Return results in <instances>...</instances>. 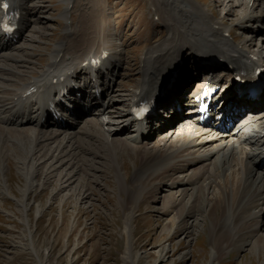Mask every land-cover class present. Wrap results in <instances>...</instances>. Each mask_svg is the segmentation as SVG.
Here are the masks:
<instances>
[{
	"label": "bare ground",
	"instance_id": "obj_1",
	"mask_svg": "<svg viewBox=\"0 0 264 264\" xmlns=\"http://www.w3.org/2000/svg\"><path fill=\"white\" fill-rule=\"evenodd\" d=\"M150 1L154 6V13L167 27V39L162 43L151 45L145 50L139 68L141 78L131 91L122 96L121 93H117L118 90L114 87L110 94L102 95L103 103L99 108L105 110L104 115L85 118L82 116L85 109L81 106L78 108V118H80L78 121L81 126L79 125L80 128L76 131H70L69 124L55 125L57 129L50 130V128H46V124L39 123V118H37V123L32 117L26 118L23 114H36L39 110H35L38 103H35L34 98L29 99L31 94L27 95L24 89L32 84L38 94H45L68 83L72 94L80 93L86 104L92 103L90 101H93L94 98L92 95H86L85 92L92 84L93 78L106 70L111 73L110 66L114 61L120 62L124 51L122 45L115 43L113 34L103 25L104 19L103 23L101 19H97L94 24L82 25V30L77 28L81 36L79 38L77 36L74 42H70V37L66 36L68 40L61 41L54 46L49 56L50 61L48 60L49 62L37 70V74L34 75L32 74L33 69L31 72L32 63H21L20 67H23L21 70L18 69L17 63L14 61L15 58L19 60L21 56L16 57L12 51L0 53V56L4 58L3 64L13 70L0 73V157L2 159L10 157V155L14 156L19 165L18 168L27 171L26 178L30 187L34 176L37 175L39 165L50 159L47 170H43L40 174H44L46 180L56 176L54 178L57 184L53 193L64 188L62 182L70 184L77 175L80 177L78 184H84L81 190L84 192L81 195L88 197L85 187L88 184V178L92 175L93 168L97 167L96 163L100 162L97 160L103 150L105 151L104 158L109 157L110 154V162L118 170L121 169L119 159L124 153L131 149L138 160V150H143V159L137 163L138 166L135 168L131 182H129L131 186L128 190L130 202L137 205V201L141 199L143 188H140V182L144 179L148 180L160 175L166 176L168 181L163 183L166 191L163 197L167 198L165 197L166 200L163 198V204L173 209L174 207L178 209L182 205L183 210L180 213L177 212L176 220L183 226L187 237L194 234V230L187 227V218L197 217L201 221L203 218L200 217V211L206 212L213 207L221 208L222 216L217 222L213 221L210 228L212 250L210 261L207 264H215L220 261L217 246L228 241L230 237L235 238L241 234L244 225L252 227L248 231L255 235V227L264 211L262 206L264 172L255 169L256 166L252 164L261 163L264 158V112L247 118L246 124L239 128L219 130L211 125H196L193 123L195 120L192 117L185 116L187 113H183L184 115L182 113L175 114L174 117L171 116L172 120H175L174 124L177 125L179 121L184 124L179 125L177 130H174L173 127L166 130L168 133L148 146L146 142L139 143L144 134L140 129L146 126L143 124L144 121H147L146 127H150L151 124H155L156 127H164L168 120L162 116L156 123H152L154 116L152 115L139 121L133 108L143 99L160 104L155 115L159 114L165 104L171 103L175 106L174 99L178 96L182 99L184 92L188 91V87L179 86L180 82L191 75V68H199L202 71V65L199 62L202 59L210 60L216 57L221 60L226 68L223 71H217L218 68H212V70L220 76L224 73V78L226 77L224 75L236 74L243 66H248L249 69L259 67L263 71L264 65L261 64V58L264 56V46L250 50L249 43L247 44L248 40L241 37L239 41L234 42L228 26L211 16L213 13L211 9L204 5L197 7L198 2L193 0ZM228 1L230 6L236 5L238 2V0ZM26 2L27 0H9L8 2L13 9L21 10L22 22L17 32L23 30V27H27L28 17L36 15L34 10L29 11L30 8ZM4 3H6L5 0H0V22L2 16H5ZM251 6V2L245 3L244 12L241 13L242 17L238 23L249 21L255 17ZM35 7L38 8L36 5ZM67 8L69 9V6L66 7V11ZM204 11L209 12L205 13ZM208 24L213 28H210ZM90 26L91 28H88ZM218 30L227 32L228 35H224L223 32L220 34ZM12 45L14 44L10 41L5 44L1 43L0 52ZM184 47L187 54L180 58L179 55ZM24 60L26 61L25 58ZM181 60H184L183 65ZM190 62V67L185 68V64ZM165 68L168 70L164 71ZM27 69H30V73L23 72ZM172 71L177 72L173 84L167 89V94L161 95L160 82L165 75L173 76ZM16 77L20 79L18 80ZM22 77L26 80H23ZM192 79H194L193 76ZM232 97L236 100L235 94H232ZM236 97L238 103L234 105L243 106L238 98V93H236ZM76 100L77 98H75ZM244 101L243 104H249L254 108L259 107V101L251 99ZM21 104H24L23 108H19ZM189 104L194 105L193 100ZM184 119L192 120L189 121L190 125L187 123L188 127L185 126L186 120ZM127 122L135 124V127L140 126V128L134 129L136 130L134 133L126 131L128 129L122 132L123 128L130 126L129 124L127 127H122ZM25 124H33L34 127H21ZM148 130H153V128ZM100 135L103 140L101 144H97V140H93V137L101 139ZM90 136L91 138H88ZM10 138L13 141L9 144L8 139ZM243 142L251 147L250 150L246 151L245 148V151L243 150ZM63 165L65 167L61 169L62 172L55 175L57 168L59 169ZM233 168L234 172H232L236 174L237 178L235 177L231 182L230 177L233 174H230L229 171ZM187 170L188 172L185 173ZM94 179L90 180L94 181ZM216 187L219 188V192L215 190ZM211 193L212 197L209 195ZM127 215L130 214L127 213ZM131 217V215L125 216L127 227ZM252 220L258 221L252 224ZM170 238H173V233ZM239 238L241 239V237ZM259 239H254L253 242L258 251L264 244V237ZM127 257L130 258V255L127 254Z\"/></svg>",
	"mask_w": 264,
	"mask_h": 264
},
{
	"label": "rangeland",
	"instance_id": "obj_2",
	"mask_svg": "<svg viewBox=\"0 0 264 264\" xmlns=\"http://www.w3.org/2000/svg\"><path fill=\"white\" fill-rule=\"evenodd\" d=\"M193 1L198 2L197 7L204 5L212 10L211 16L228 26L234 42L241 38L247 39L250 50L264 46V0H238L233 6L229 5L228 0ZM247 1L252 3L251 8L255 17L238 23ZM148 2L149 4L145 0H27L29 11L34 10L36 15L28 17L25 37L19 39L18 46L7 51H12L16 57L21 56L19 60L13 59L18 69L23 68L20 67L21 63H32L31 72L33 69L34 75L50 61L49 56L56 44L67 41L69 37L70 42H74L81 36L79 30H82V25L94 24L97 19H101L103 23L104 19L103 25L113 34L115 43L121 44L124 50L120 60L121 62L123 60L124 67L121 72L119 69L120 75L116 86L117 93L123 96L131 91L141 78L139 68L145 50L167 39V27L159 18L154 20L158 15L153 14L154 6L150 0ZM68 6L69 9L66 11ZM67 20L70 21L66 23ZM251 24L256 32L254 30L251 32L250 28H247ZM208 26L213 28L209 24ZM117 28L121 30L118 32ZM218 31L220 34L223 32L224 35H228L227 32ZM185 49L184 47L181 50L180 58L183 57ZM3 59L0 56V73L12 72V69L3 64ZM20 60L23 62H19ZM261 61L264 65V56ZM189 65L185 64V68L190 67ZM26 71L30 73V69L23 72ZM81 79L83 80L82 77ZM180 99L178 96L174 101H181ZM166 106L167 104L162 106V109ZM92 111H89L86 118L95 117ZM34 118L37 119V116ZM189 121L191 119L186 120L185 126L190 125ZM181 124L184 123L179 121L173 129L177 130ZM79 125L81 126L80 121L78 124L75 123L73 128L70 127V131H76L80 128ZM127 126L123 124L122 127ZM135 126L130 124L129 127L123 128L122 132L128 129L126 131L134 133L139 128ZM150 128H153V124ZM52 129L57 128L51 127L50 130ZM167 129L165 127L157 132L155 128L152 132L140 129L144 134L139 143L146 142L148 146L152 145L159 137L168 133ZM93 140L101 144L103 137L100 139L94 136ZM12 141L11 138L8 139L9 144ZM99 147L97 149H100ZM242 147L244 151L251 148L244 142ZM142 151L138 150V160L131 149L124 153L119 159L121 169L118 170L110 162V154L104 158L103 150L97 160L100 162L96 163L97 167L93 168L85 187L88 197L81 195L84 192L81 191L84 184H78L80 177L77 175L70 184L62 182L64 188L53 193L57 184L56 176L46 180L44 174H40L47 170L50 159L39 165L30 187L26 178L27 171L18 168L16 158L11 155L2 159L0 157V264H207L212 250L211 224L220 219L222 209L213 207L206 212L200 211V217L203 218L201 221L197 217L187 218V227L194 230V234L187 237L183 226L176 220L177 212L183 210L182 205L178 209L175 207L173 209L163 204V198L164 200L167 198L163 197L166 193L163 183L168 181L164 175L140 182L143 193L137 205H133L128 198V190L131 187L129 182L138 166L137 163L143 159ZM252 164L256 166L255 169L264 172L261 163ZM64 167L65 165L57 168L55 175L61 173ZM232 171L234 172V168L229 171L233 174L230 177L231 182L237 178ZM215 190L219 192L218 187ZM176 194L178 195V192ZM209 195L213 196L212 193ZM262 206L264 207V200ZM127 213L132 216L128 227L125 216L130 215ZM252 221L254 224L258 220ZM257 225L255 235L248 231L252 227L244 225L241 234L235 238L230 237L228 241L217 246L220 261L215 264H264V244L259 251L253 244L254 239L264 237V211ZM172 233L173 238H170ZM127 254L130 258H126Z\"/></svg>",
	"mask_w": 264,
	"mask_h": 264
},
{
	"label": "snow or ice",
	"instance_id": "obj_3",
	"mask_svg": "<svg viewBox=\"0 0 264 264\" xmlns=\"http://www.w3.org/2000/svg\"><path fill=\"white\" fill-rule=\"evenodd\" d=\"M3 7H4V9L6 10V9L8 8V4H7V3H4V4H3Z\"/></svg>",
	"mask_w": 264,
	"mask_h": 264
}]
</instances>
